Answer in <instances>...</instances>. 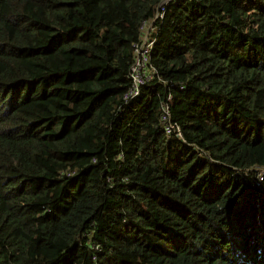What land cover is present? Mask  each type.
Segmentation results:
<instances>
[{
    "label": "trees",
    "instance_id": "trees-1",
    "mask_svg": "<svg viewBox=\"0 0 264 264\" xmlns=\"http://www.w3.org/2000/svg\"><path fill=\"white\" fill-rule=\"evenodd\" d=\"M163 1L0 0V264H264V0Z\"/></svg>",
    "mask_w": 264,
    "mask_h": 264
},
{
    "label": "built area",
    "instance_id": "built-area-1",
    "mask_svg": "<svg viewBox=\"0 0 264 264\" xmlns=\"http://www.w3.org/2000/svg\"><path fill=\"white\" fill-rule=\"evenodd\" d=\"M167 1L168 0H164L163 4H165ZM160 10L162 11L163 8L161 7ZM160 16L162 17V13L157 14L156 17ZM153 22L152 20H148L142 23V36L133 45L134 57L129 69L130 86L123 96V98L126 100L138 95L141 86L150 81L153 73L155 72L154 67H152L149 62L152 46L154 43L153 32L156 29L153 25ZM161 111V123L166 133H170L176 128V126L169 120L168 101L162 102Z\"/></svg>",
    "mask_w": 264,
    "mask_h": 264
}]
</instances>
